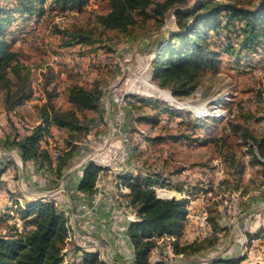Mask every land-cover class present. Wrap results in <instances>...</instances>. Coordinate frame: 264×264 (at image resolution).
<instances>
[{
  "label": "rangeland",
  "instance_id": "obj_1",
  "mask_svg": "<svg viewBox=\"0 0 264 264\" xmlns=\"http://www.w3.org/2000/svg\"><path fill=\"white\" fill-rule=\"evenodd\" d=\"M196 1L188 0V3L194 6ZM226 2L237 5L233 0ZM2 4L10 7L12 3L9 0ZM177 9L184 10L185 7L170 8L161 26L153 18L144 25L138 23L127 37L95 25L94 15L108 12V0H89L81 13L63 11L52 6L51 0H46L39 9L43 15L23 19L13 15L14 20L5 33L11 41V49L19 53L22 62L31 70L35 99L54 94L56 105L64 110L70 108L67 102L70 86L78 84L89 88L97 84L103 89L101 104L110 113L114 105V90L130 86V97H124L128 175L156 177L161 184H156L154 189L177 194L174 199L188 197L189 207L200 208L203 205L208 218L223 216L227 220L229 216L234 217L235 208L253 206L256 209L255 206L264 204V159L259 157L254 141L242 136H264V42L255 50H241L236 35L242 22L233 21V25L225 26L227 18L221 15L222 26L208 33L213 48L219 53L216 69H207L190 95L175 96L170 88H161L153 80V55L147 54V44L166 39L170 32L178 30L174 15ZM137 19L140 20L139 17ZM79 28L94 29V38L98 42L66 46L70 36L62 38L58 30ZM121 46H126V54L119 68L118 59L111 51ZM124 81L129 82L124 86ZM160 91L168 92L175 101H169ZM3 108V93L0 91V109ZM19 110L16 120L20 124L24 122L21 125L23 133L29 129L24 125H35L36 110L33 111V107ZM100 112L86 111L88 130L85 134H74L75 142L87 145L86 135L89 130L96 129L95 121L105 123ZM9 124L14 126L13 121ZM61 134L58 133L57 137ZM67 134L63 131L62 135ZM98 134H93L92 141L100 140ZM67 139L68 135L65 141ZM65 141L62 144L53 141L52 150L59 149L65 154L63 151L68 147ZM230 158L234 159L235 166L230 165ZM258 159L260 163L256 162ZM79 162L80 159H76L70 162L69 167L79 171L81 168L76 166ZM93 163L103 168L100 162ZM240 164L244 166L238 182L237 175L233 173L239 170ZM180 191H184L183 197ZM255 198L262 201L256 205L252 203ZM42 199L45 198H38ZM13 210L16 211L17 206ZM259 211L257 220L254 216L250 218L256 222L251 233H245L250 230L248 227L242 230L247 241L242 244L240 239L232 245L229 254L236 256L233 258L237 261L230 264H264V211ZM14 222L20 231H24L20 217ZM224 228V233L217 232L218 237L212 233L206 239L213 236L208 241L223 238L222 242H227L233 229ZM197 231L193 225L194 239L188 238L189 242L197 240ZM9 233L8 228L0 224V238L11 239ZM208 241L201 251L190 255L203 258L200 255L207 253L204 259H210L203 264H213L217 262L213 260L221 256L213 252L212 257L208 256L209 252L220 250L215 245L209 247ZM160 260L165 261L164 257Z\"/></svg>",
  "mask_w": 264,
  "mask_h": 264
},
{
  "label": "trees",
  "instance_id": "obj_2",
  "mask_svg": "<svg viewBox=\"0 0 264 264\" xmlns=\"http://www.w3.org/2000/svg\"><path fill=\"white\" fill-rule=\"evenodd\" d=\"M4 1L9 0H0V91L3 93L4 109L11 112L29 100L33 90L31 70L22 62L19 53L11 49V41L5 29L13 22V15L21 19L36 14L43 15L39 9L46 0H10L12 3L10 7L3 5ZM226 1L197 0L193 6L189 5L188 0H108V12L94 15V23L104 31H116L128 37L138 23L144 25L149 18H153L157 25L161 26L170 8L185 7L184 10L177 9L174 13L178 30L170 32L166 39L157 43L149 42L146 50L153 55L152 78L159 87L170 88L175 96H188L207 69H216L219 53L213 48L208 33L222 26L221 15L227 18L225 26L233 25V21L242 22L236 35L241 50H255L264 42V0H233L237 5ZM88 2L89 0H51V5L63 11L81 13ZM58 33L62 38L70 36L65 43L66 46L76 43L93 45L98 42V39L94 38V29L79 28L71 31L64 29L58 30ZM102 91L101 86L97 84L89 88L74 84L68 89L67 102L70 108L64 110L56 105L54 94H46V102L38 107L40 123L33 127L28 135L20 139L14 136L12 141L6 140L5 147H16L24 162L35 161L41 167L52 170L55 178L59 180L77 151L78 146L73 144L74 134H85L88 130L86 111L101 110ZM139 102L144 103L142 99H139ZM51 127L66 129L69 137L65 142L68 151H63L65 154H62L58 149L57 163L54 167L49 148L40 144V141L49 134ZM242 136L254 141L259 157L264 159V136L260 138L250 134ZM230 159V165L235 166L234 159ZM256 162L260 163L261 160L258 159ZM243 166L240 164L239 170L233 173L237 175L238 182ZM102 169L95 163L81 167L78 191L86 196H92L96 192L98 172ZM127 173L118 174L116 180L120 193H126L128 187L129 193L124 197H127V204L135 209L139 218L138 221L129 224L127 232L134 249V264H150L149 253L156 246L153 236L178 238L183 235L185 216L190 211L189 200L188 197L174 199L172 197L177 194L151 189L150 186L161 184L156 177L151 175L132 177ZM81 200L85 201V196L81 197ZM16 206L17 215L24 222V231H20L15 224L7 226L12 237L9 240L0 238V264H63L62 251L71 231L68 215L58 209L52 200L44 202L36 200L24 206L17 202ZM218 218L207 217L210 235L213 233V236H217V232H225V228L218 224ZM176 238H169L173 252L185 256L201 251L205 242L211 239L201 238L203 240L180 245L179 239ZM219 241L220 238L208 241V245L218 246ZM215 260L227 263L237 261L236 258ZM98 261V257L93 253L85 254L83 259L84 264Z\"/></svg>",
  "mask_w": 264,
  "mask_h": 264
},
{
  "label": "crops",
  "instance_id": "obj_3",
  "mask_svg": "<svg viewBox=\"0 0 264 264\" xmlns=\"http://www.w3.org/2000/svg\"><path fill=\"white\" fill-rule=\"evenodd\" d=\"M125 47L126 46H121L117 50L113 48L111 51L114 58L118 59L117 63L119 68L121 65L120 63L123 60L122 58H124L126 54ZM33 89L35 90L34 86ZM35 95L34 91L32 98L25 101L21 106L11 112H7L4 108L2 110L0 109V214H2L0 217V224L6 228L8 225L15 223V220L19 219L17 212L13 210L17 202L24 206L26 203H32L33 201L38 200L40 197L46 198L42 199L43 201H54L56 207L60 210H62V208L68 203H72V212L78 215L80 211L77 205V200L82 201L81 197L83 198V196H85V200L87 197L97 198L103 183L106 188L111 189V197L115 201L114 203L101 202L94 211L83 216L78 215L73 222L72 214L64 212L69 215L71 231L69 238L67 237L65 241L63 264H84L83 259L87 253L96 254L99 260L98 262H101L102 264H134V249L127 232L129 224L138 221L139 218L137 217L135 209L126 203L127 197L125 198L124 195L129 193L128 187L126 193H120L116 178L111 180L109 177H105L103 182V176L98 175V180L95 185L96 192L92 196H86L80 193L77 189L80 180V173L77 168L76 171L75 167H69L65 170L60 179L57 180L52 170L46 167H41L33 160L24 162L16 147H5L6 140L12 141L14 136H16L17 139H20L25 135H28L32 128L40 123L38 107L46 102V97L39 96L40 98L35 99ZM23 107H33V111L36 110V123L33 126L28 124L24 125L29 129L22 133L21 125L24 124V122L21 121L22 124H20V121L17 122L16 116L20 111L19 108ZM108 110L109 109L106 108L104 109L101 104L100 113L102 114L104 121L105 114L109 112ZM11 121H13L14 126L9 124ZM63 131L67 130L51 127L49 134L40 141V144L42 147H48L49 150L52 149L51 145L53 144V141L62 144L67 137V135H62ZM58 133H62L60 137H57ZM90 142H92L91 139ZM73 144L79 145V147H77V151L71 162L76 159H80L81 162L89 152V146L82 145L80 142L75 141H73ZM65 151H68V147ZM127 165V170H125L124 167L121 171L122 174L129 171L130 167ZM2 169L4 171H2ZM120 181L124 184L122 180ZM59 189H62V191L58 192ZM122 190L124 191L125 189ZM180 192L184 193V191ZM260 201H262V199L255 198L252 203L257 205ZM255 207L256 209L253 206H249L248 209L235 208L233 212L234 217L230 218L231 216H229L227 220L226 217L223 216L218 218V224L221 227H231L233 231L230 232L227 242H222L223 238L220 239L222 243L218 244V247H216L220 248V250H213L208 253V256H211L213 252L220 253L221 256L218 258L224 260L236 257L230 256L229 254L232 245L239 242L240 239L242 244L247 241L246 234L243 235L244 232L242 230L248 227L250 230L245 233H251V229L255 227L256 222L254 220L251 221L250 218L254 216L257 220V216H259L261 212L259 209L264 211V204ZM190 208L189 214H192V206ZM134 215L136 220H132L131 218ZM208 232L211 233V230L208 229ZM222 233H224V231H222ZM183 234L187 239H194L192 223L184 225ZM162 237L163 236H153L152 238L155 240L156 246L149 253L148 261L150 264H159L160 262L166 264H203L204 261L210 259L208 257L204 259V257L207 256V253L200 255L203 256V258H193L192 256L187 257L182 254H175L173 248H170V245H172L171 241ZM199 240L203 239L197 238L195 241ZM190 243L192 242H189V244ZM243 246L245 250V245ZM163 257L165 261L160 260ZM98 262L87 264H100ZM217 262L218 263L216 264H230L227 262Z\"/></svg>",
  "mask_w": 264,
  "mask_h": 264
},
{
  "label": "built area",
  "instance_id": "obj_4",
  "mask_svg": "<svg viewBox=\"0 0 264 264\" xmlns=\"http://www.w3.org/2000/svg\"><path fill=\"white\" fill-rule=\"evenodd\" d=\"M136 51V49H135ZM129 81H124V86L128 84ZM130 86L127 87H118L114 91V106L112 111L107 112L105 114V123H97L95 121L94 130H89L87 134V146H89V152L82 159V161L77 165V167H86L88 163L93 162H101L108 163V171H101L103 176V182L105 177H109V179L113 180L116 178L115 169L123 168L127 164V150L124 146L126 144L125 138L126 134L125 128L127 124L125 122L126 114L121 109V101L123 97H130ZM117 93V94H116ZM98 132V138H100L97 142H90L92 140L93 134ZM100 136V137H99ZM125 143V144H124ZM50 154L52 157V166L54 167L57 163V151H53L50 149ZM151 189H154V186H150ZM164 190V189H163ZM168 190V189H165ZM62 189H59L58 192H61ZM169 191V190H168ZM184 193L181 194L183 197ZM161 197V196H160ZM44 198V197H40ZM46 199V198H45ZM49 201V200H48ZM76 201V200H75ZM73 201V202H75ZM101 202L114 203L115 201L111 197V189L105 187V184L102 183L101 189L99 190V196L97 198H88L85 201L77 200V205L79 207L80 213L79 216L86 215L94 211ZM72 203H68L62 208V212H67L72 214V222L76 220L78 215L72 212L71 208ZM193 205V204H192ZM108 207V206H107ZM132 220H136L135 215L131 217ZM192 223L194 225L197 238L204 237L205 234H210L208 232V223L206 222V216L203 214V205L200 208H195L192 206V214H186L185 216V225ZM184 235V234H183ZM180 236L178 238L174 236H163L162 238L169 241V238L179 239L180 245H187L189 241L185 236ZM159 264H166L164 262H160Z\"/></svg>",
  "mask_w": 264,
  "mask_h": 264
},
{
  "label": "bare ground",
  "instance_id": "obj_5",
  "mask_svg": "<svg viewBox=\"0 0 264 264\" xmlns=\"http://www.w3.org/2000/svg\"><path fill=\"white\" fill-rule=\"evenodd\" d=\"M160 92H162V91H160ZM162 94L169 100V101H175V99L168 93V92H165V91H163L162 92ZM165 98V99H166ZM125 98L123 97L122 98V101H121V109L123 110V112H125V107H124V105H125V100H124ZM128 155V154H127ZM101 163V162H100ZM102 164V166H103V169L101 170V171H108V163H101ZM107 169V170H104V169ZM122 169L123 168H116L115 169V176H117L118 174H120L121 173V171H122ZM100 171V172H101ZM99 176H101V173H99ZM203 214H204V216H206V222H207V217H208V215H207V211H206V209L205 210H203ZM208 223V222H207ZM206 235L207 234H205L204 235V237H206Z\"/></svg>",
  "mask_w": 264,
  "mask_h": 264
},
{
  "label": "water",
  "instance_id": "obj_6",
  "mask_svg": "<svg viewBox=\"0 0 264 264\" xmlns=\"http://www.w3.org/2000/svg\"><path fill=\"white\" fill-rule=\"evenodd\" d=\"M0 174H1V170H0ZM170 199V198H169Z\"/></svg>",
  "mask_w": 264,
  "mask_h": 264
}]
</instances>
